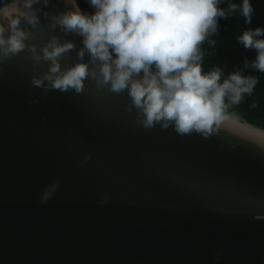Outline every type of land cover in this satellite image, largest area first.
<instances>
[{
    "label": "water",
    "instance_id": "95a60500",
    "mask_svg": "<svg viewBox=\"0 0 264 264\" xmlns=\"http://www.w3.org/2000/svg\"><path fill=\"white\" fill-rule=\"evenodd\" d=\"M66 10L51 0L26 41L72 42L62 69L89 62L53 19ZM49 64H0V264H264L263 128L229 113L208 138L145 129L127 91L34 88Z\"/></svg>",
    "mask_w": 264,
    "mask_h": 264
},
{
    "label": "clouds",
    "instance_id": "9594fccd",
    "mask_svg": "<svg viewBox=\"0 0 264 264\" xmlns=\"http://www.w3.org/2000/svg\"><path fill=\"white\" fill-rule=\"evenodd\" d=\"M225 2L85 0L92 9L89 12L80 7L79 0H64L67 10L53 19L65 34L82 37L77 58L83 61L87 52L89 62L62 69L60 57L74 48L72 42L60 43L53 37L39 52L35 44L26 43L31 36L28 29L40 26V16L48 15L44 9L51 0H0V64L27 49L34 67L41 61L50 62L42 78L32 77L34 88H43L45 93L73 89L80 94L85 80L92 79L98 89L107 86L117 94L127 91L131 99L127 110H138V123L145 129L160 124L181 136L197 133L208 138L225 130L227 108L238 105L258 83L255 76L239 71L224 79L218 67L203 71L201 45L215 43L210 38L217 34L219 20L239 12L246 24L252 22L251 0L229 3L227 9L221 7ZM237 41L256 54L245 67L264 73V28L246 29ZM38 102L30 100L29 104ZM252 142L264 149V141ZM58 188L59 181L46 187L40 202L47 204Z\"/></svg>",
    "mask_w": 264,
    "mask_h": 264
},
{
    "label": "trees",
    "instance_id": "16d2710c",
    "mask_svg": "<svg viewBox=\"0 0 264 264\" xmlns=\"http://www.w3.org/2000/svg\"><path fill=\"white\" fill-rule=\"evenodd\" d=\"M79 3L82 9L92 11L85 0H79ZM229 3L240 4L241 0H226L221 7L227 9ZM251 4L254 9L251 24H246L239 12L229 13L226 19L219 20L217 34L210 38L215 43L206 41L201 45L203 71L209 72L218 67L222 70V79L234 71H239L245 76H255L258 83L253 92L250 95L246 94L238 105H230L227 112L264 129V73L245 67V62L254 60L256 54L254 51L246 50L237 41V37L246 29L264 28V0H251Z\"/></svg>",
    "mask_w": 264,
    "mask_h": 264
},
{
    "label": "flooded vegetation",
    "instance_id": "af4514ba",
    "mask_svg": "<svg viewBox=\"0 0 264 264\" xmlns=\"http://www.w3.org/2000/svg\"><path fill=\"white\" fill-rule=\"evenodd\" d=\"M91 9V8H90ZM92 10V9H91Z\"/></svg>",
    "mask_w": 264,
    "mask_h": 264
}]
</instances>
